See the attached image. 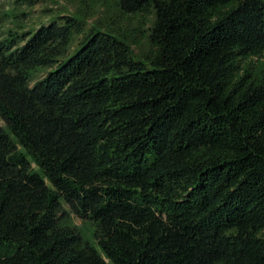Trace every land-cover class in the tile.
<instances>
[{"label": "trees", "instance_id": "16d2710c", "mask_svg": "<svg viewBox=\"0 0 264 264\" xmlns=\"http://www.w3.org/2000/svg\"><path fill=\"white\" fill-rule=\"evenodd\" d=\"M11 1L0 264H264V0H117L123 30Z\"/></svg>", "mask_w": 264, "mask_h": 264}, {"label": "rangeland", "instance_id": "374dc122", "mask_svg": "<svg viewBox=\"0 0 264 264\" xmlns=\"http://www.w3.org/2000/svg\"><path fill=\"white\" fill-rule=\"evenodd\" d=\"M117 0H41L32 8L30 18L35 20V24H39L41 20H47L48 13H56L57 11L70 10L79 12L89 24L94 22H102L104 26H111L119 30L130 29L139 25V20L129 17L122 13L116 5ZM11 0H0V9L11 4ZM139 36L140 34L137 33ZM152 49L148 40L143 38L139 45L135 46V50L139 54H143ZM71 222L79 227L85 239L94 246L98 247V241L94 234V226L85 219H80L72 215Z\"/></svg>", "mask_w": 264, "mask_h": 264}]
</instances>
